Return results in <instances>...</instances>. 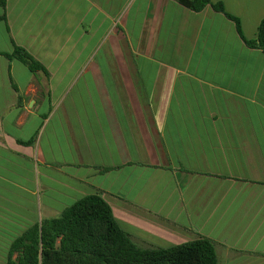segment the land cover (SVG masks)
<instances>
[{"label": "crops", "instance_id": "crops-1", "mask_svg": "<svg viewBox=\"0 0 264 264\" xmlns=\"http://www.w3.org/2000/svg\"><path fill=\"white\" fill-rule=\"evenodd\" d=\"M211 1L257 38L264 0ZM4 15L0 240L7 215L26 227L99 194L140 248L203 237L219 264H264V54L233 21L177 0H7ZM15 44L46 73L6 58Z\"/></svg>", "mask_w": 264, "mask_h": 264}, {"label": "trees", "instance_id": "trees-1", "mask_svg": "<svg viewBox=\"0 0 264 264\" xmlns=\"http://www.w3.org/2000/svg\"><path fill=\"white\" fill-rule=\"evenodd\" d=\"M177 1L196 13L211 6L234 22L248 48L264 54V20L258 28L257 38L248 40L240 20L227 13L222 3ZM0 7L6 10L7 0H0ZM0 20H6V16ZM5 57L21 61L32 73H46L45 67L30 52L16 44L13 53L5 54ZM34 142L33 139L20 143L32 145ZM23 223H18L22 225L20 228L17 216L7 215L5 237L0 240V264H219L215 243L203 237L168 248L138 247L99 194L80 199L58 217L41 219L26 227Z\"/></svg>", "mask_w": 264, "mask_h": 264}, {"label": "rangeland", "instance_id": "rangeland-1", "mask_svg": "<svg viewBox=\"0 0 264 264\" xmlns=\"http://www.w3.org/2000/svg\"><path fill=\"white\" fill-rule=\"evenodd\" d=\"M39 204H40V205H44V204H45V199H44V197L39 199ZM44 216H45V215H44ZM38 219H40V216H38ZM18 223H19V221H17V226H19L20 228H22V225L20 226ZM18 233H19V231L17 230V234H18Z\"/></svg>", "mask_w": 264, "mask_h": 264}]
</instances>
